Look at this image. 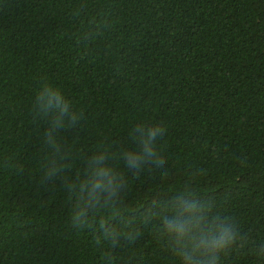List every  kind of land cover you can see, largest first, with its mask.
I'll list each match as a JSON object with an SVG mask.
<instances>
[{"label":"trees","instance_id":"obj_1","mask_svg":"<svg viewBox=\"0 0 264 264\" xmlns=\"http://www.w3.org/2000/svg\"><path fill=\"white\" fill-rule=\"evenodd\" d=\"M102 17L111 26L83 40ZM43 83L83 111L81 128L62 133L80 155L113 141L134 150L133 126L164 124L169 177L129 176L124 206L166 199L202 169L201 198L249 237L221 264H264V0H0V161L22 167H0V264H104L107 245L67 223L61 181L38 186ZM112 252L114 264H179L155 221Z\"/></svg>","mask_w":264,"mask_h":264},{"label":"clouds","instance_id":"obj_2","mask_svg":"<svg viewBox=\"0 0 264 264\" xmlns=\"http://www.w3.org/2000/svg\"><path fill=\"white\" fill-rule=\"evenodd\" d=\"M110 26L106 18L94 19L85 26L82 38L89 41ZM33 114L38 123L46 125L41 133L45 155L38 186L61 181L67 223L74 231L91 230L98 244L107 245L104 264H114L112 250L135 243L141 227L154 221L156 239L165 243L179 264H221L223 258L249 244L237 219L215 212V205L201 198L195 187L203 172L199 168H190L182 189L170 197L154 196L138 211L124 206L129 176H138L147 168L158 172L162 181L169 177L157 144L166 134L164 124L133 126L129 137L136 145L134 150L113 141L112 149L98 145L95 151L80 155L76 140L65 142L62 133L79 130L84 113L59 88L43 83L35 95ZM76 159L81 160L78 168L73 167ZM121 161L127 175L119 169ZM0 167L22 171L12 158L0 161ZM255 251L264 258V245Z\"/></svg>","mask_w":264,"mask_h":264}]
</instances>
